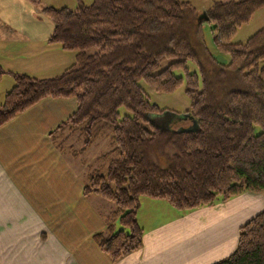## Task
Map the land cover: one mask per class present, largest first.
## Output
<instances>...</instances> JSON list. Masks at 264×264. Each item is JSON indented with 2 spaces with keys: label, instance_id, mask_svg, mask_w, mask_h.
Listing matches in <instances>:
<instances>
[{
  "label": "trees",
  "instance_id": "obj_1",
  "mask_svg": "<svg viewBox=\"0 0 264 264\" xmlns=\"http://www.w3.org/2000/svg\"><path fill=\"white\" fill-rule=\"evenodd\" d=\"M26 1L53 25L47 43L74 53L75 61L51 79L9 73L14 85L0 106V128L44 100L75 101V112L49 138L87 170L82 196L113 206L105 231L92 237L111 263L142 246L141 197L185 213L244 193L264 196V29L243 45L230 44L264 0H211L207 20L178 0H92L74 10ZM205 23L217 50L229 56L226 66L205 46ZM6 74L0 69V82ZM141 83L159 94L184 85L189 108L169 119L176 130L143 125L166 112L149 103ZM98 142L105 151L89 160ZM214 264H264V210L239 229L234 253Z\"/></svg>",
  "mask_w": 264,
  "mask_h": 264
},
{
  "label": "crops",
  "instance_id": "obj_2",
  "mask_svg": "<svg viewBox=\"0 0 264 264\" xmlns=\"http://www.w3.org/2000/svg\"><path fill=\"white\" fill-rule=\"evenodd\" d=\"M40 2L56 9L74 5ZM52 32L26 0H0V69L7 73L0 83L13 87L9 73L42 80L69 68L75 54L49 45ZM75 110L73 99H47L0 128V264H214L234 253L239 229L264 210L262 194L185 213L141 197L142 246L111 263L92 237L105 231L113 206L82 196L78 168L68 166L49 138ZM120 230L115 222L114 231Z\"/></svg>",
  "mask_w": 264,
  "mask_h": 264
},
{
  "label": "rangeland",
  "instance_id": "obj_3",
  "mask_svg": "<svg viewBox=\"0 0 264 264\" xmlns=\"http://www.w3.org/2000/svg\"><path fill=\"white\" fill-rule=\"evenodd\" d=\"M54 1V0H53ZM183 3H189L195 10L203 14L204 10L206 8H209L211 6L212 1L211 0H178ZM216 2H231V1H237V0H213ZM74 5L71 6L68 9H75L78 6V3H81L85 6H88L92 3V0H73ZM60 3V2H55ZM62 3H65L64 0ZM60 5V4H55ZM68 5V4H65ZM264 29V9L256 12L248 24L241 26L237 31L236 34L231 39L230 44L231 45H243L249 38H251L255 33L258 31ZM202 36L204 39L205 46L209 52V54L219 63L223 66H226L229 63V56L227 54L221 53L217 50L215 45V36L211 32V27L209 23H205L202 25ZM88 53H93V50H90ZM169 61H165L161 64V68H165L168 65ZM187 67L190 72H196L197 69L193 63L188 62ZM25 75V74H22ZM177 76H182L181 72L176 73ZM12 85H14V80L11 77ZM141 87L143 88L149 103L156 105L160 110L165 111L166 115L164 117H161V120L159 118L154 119L153 116L148 117L147 121L143 123V125L147 129H152L154 127H157L159 129L167 130V127L169 124L171 130H176L177 124L170 122V118H174L173 114H183L188 108H189V101L186 98L184 94V85H181L179 89H177L172 94H159L154 92L152 89L148 88L146 85L141 83ZM12 87L7 88L3 83H0V106L3 102L4 96L6 93H8ZM119 113L124 116L126 115V112L121 109ZM167 120V121H164ZM169 123V124H168ZM168 124V125H166ZM181 126H187V122L185 120L180 121ZM260 132L259 129H255V133L258 134ZM71 143H75L74 140L71 141ZM76 144V143H75ZM72 145V144H71ZM79 146V144H77ZM105 142H98L96 146H93L88 152H87V158L92 160L96 156H98L99 153L105 151ZM76 148V146H74ZM170 153V152H169ZM63 159H65L68 163V166H74L78 168L77 171V181L81 187H83L84 182L86 181V174L87 170L85 168H81L79 163H76L72 157L70 156H61ZM64 161V160H63ZM65 162V161H64ZM66 163V162H65ZM263 195V194H262ZM109 205L112 207V204L109 203Z\"/></svg>",
  "mask_w": 264,
  "mask_h": 264
},
{
  "label": "water",
  "instance_id": "obj_4",
  "mask_svg": "<svg viewBox=\"0 0 264 264\" xmlns=\"http://www.w3.org/2000/svg\"><path fill=\"white\" fill-rule=\"evenodd\" d=\"M204 18H205V20H207V16L204 14Z\"/></svg>",
  "mask_w": 264,
  "mask_h": 264
}]
</instances>
